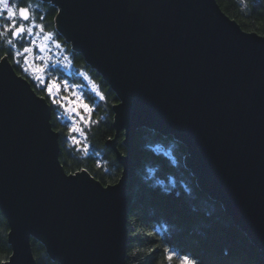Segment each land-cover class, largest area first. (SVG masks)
<instances>
[{
	"label": "water",
	"instance_id": "1",
	"mask_svg": "<svg viewBox=\"0 0 264 264\" xmlns=\"http://www.w3.org/2000/svg\"><path fill=\"white\" fill-rule=\"evenodd\" d=\"M57 31L115 91L122 170L104 185L59 160L51 106L0 59V211L11 246L0 264H36L30 237L60 264H125L135 132L185 145V166L264 256V35L216 0H43ZM123 132L126 154L116 146Z\"/></svg>",
	"mask_w": 264,
	"mask_h": 264
},
{
	"label": "trees",
	"instance_id": "2",
	"mask_svg": "<svg viewBox=\"0 0 264 264\" xmlns=\"http://www.w3.org/2000/svg\"><path fill=\"white\" fill-rule=\"evenodd\" d=\"M221 9L247 31L264 35V0H216ZM20 6L32 3L37 22L53 32L70 56L73 68L86 71L105 99L85 91L87 101L94 107L90 127L83 126L87 149L68 142V130L60 122L54 105L42 86L22 70L21 64L11 62L15 71L27 77L37 94L51 106V125L58 132L59 160L67 173L86 170L104 185L114 183L121 174V164L108 141L115 136L112 107L119 98L102 76L73 50L55 26L58 8L49 1L12 0ZM39 16H44L40 21ZM9 47L0 42V57ZM77 79L76 75L71 79ZM123 132L116 138L117 149L126 154ZM187 150L172 135H163L151 128L136 129L132 163L127 180L126 229L128 240L125 264H180L179 258L170 262L165 249H174L178 256L195 258L197 264H264L260 249L244 231L234 224L222 204L201 190L196 178L185 166ZM99 162V164H98ZM8 223L0 211V262L8 259L11 246L7 239ZM30 247L36 264H60L53 260L46 246L31 236Z\"/></svg>",
	"mask_w": 264,
	"mask_h": 264
},
{
	"label": "snow or ice",
	"instance_id": "3",
	"mask_svg": "<svg viewBox=\"0 0 264 264\" xmlns=\"http://www.w3.org/2000/svg\"><path fill=\"white\" fill-rule=\"evenodd\" d=\"M36 8L32 3L25 6H20L18 2L12 0H0V42L9 47V51L4 54L0 59L7 62L10 55L12 61L16 64H21L25 73H29L32 79L36 80L39 84L45 85V91L48 98L52 103L66 109L72 120V126L68 129V139L78 148L81 145V140L78 136H83L86 139L84 127H90L96 121L91 120V114L94 107L86 102L84 94L79 92L78 89L84 87L83 84H69L67 80L60 81L47 80L49 63L52 68L56 64H62L65 68L71 67V60L65 56L62 60H52V56L48 55L51 48L61 49L62 44L59 42L55 33L46 31L43 23L37 22L35 15ZM44 16H39V20L43 21ZM36 61H41L43 66L37 65ZM80 76L88 82L91 89L96 92L101 100H104V95L99 91L98 86L90 79L87 73L81 71ZM70 91L71 96H61L57 98L61 92ZM43 99V97H41ZM65 101L66 103H62ZM87 145L84 146V150ZM99 164V162H98ZM165 258L171 261L173 258H179L180 264H197L195 258L183 255L178 256L174 249H165Z\"/></svg>",
	"mask_w": 264,
	"mask_h": 264
},
{
	"label": "rangeland",
	"instance_id": "4",
	"mask_svg": "<svg viewBox=\"0 0 264 264\" xmlns=\"http://www.w3.org/2000/svg\"><path fill=\"white\" fill-rule=\"evenodd\" d=\"M59 42L62 44V48L58 50L55 47H52L51 48V52L48 53V55L52 56V60L53 61L58 60V59L62 60L63 57H65V56L69 57V59H70V56H69V54H68V52L66 50V46H64V44L61 41H59ZM22 63H23V61L21 60V67H22ZM50 63H49L48 73H47V76H46V83H47V80H53L54 79V80H56L57 83H59L60 81H63V80H67L69 82V84H83L84 87L79 88L78 91L84 94V97H85L87 103H88V101H87V96H86L85 91L87 90L90 93L92 92V93L96 94V92L91 89V86L88 84V82L84 80V77L79 75V73L81 71H77V70H75L73 68L72 62H71L72 66L69 67V68H65L62 64H56L55 68H52L50 66ZM36 64L40 65V66H43V63L41 61H36ZM22 70L24 72L23 67H22ZM83 72L87 73L86 71H83ZM25 74H28L31 77V75L29 73H25ZM74 75H76V77H78V80L77 79H73V78L71 79V77L74 76ZM25 78L27 79V77H25ZM36 83L39 86H42L44 91H45V85L39 84L37 81H36ZM45 93H46V91H45ZM61 96H68V97L74 99V97L71 96V92L70 91H67V92L63 91V88H61V92H60V94L58 95L57 98L59 99ZM51 103H52V101H51ZM62 103H66V102L62 101ZM52 104L54 105V108H55V111H56V115H57L59 121L62 122V123L65 122V124L67 126V130H68L69 127L72 126V120L70 119V115H72V114L68 113L65 108L60 107V106H58L57 104H54V103H52ZM68 136H69V133H68ZM78 138L81 140V145L80 146H83V148H84V146L87 145V143L84 140V137L83 136H78ZM68 142L71 145H74V144H72L70 142L69 139H68Z\"/></svg>",
	"mask_w": 264,
	"mask_h": 264
}]
</instances>
